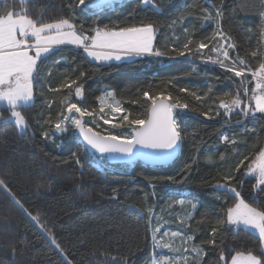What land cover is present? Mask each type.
I'll return each instance as SVG.
<instances>
[{
	"label": "trees",
	"instance_id": "obj_1",
	"mask_svg": "<svg viewBox=\"0 0 264 264\" xmlns=\"http://www.w3.org/2000/svg\"><path fill=\"white\" fill-rule=\"evenodd\" d=\"M75 3L76 0H29L21 4L6 0V6L0 3V15L7 11L19 13L24 8L33 17L43 12L45 21L75 17V24H83L85 30L153 23L157 28L154 49L165 55L100 64L85 57L81 50L62 47L40 66V76L45 79L41 85L35 83V101L17 108L28 122L27 129H19L8 118L10 110L0 108V179L23 205L21 208L0 188V264H113L111 257H127V264H146L152 250L147 207L154 206L156 198L160 199L159 204L162 199L171 198L170 193H189L199 199L188 230L194 235V243L207 253L203 264H229L236 252L251 250L260 255L257 234L228 225L217 233L216 246L204 243L216 221L224 218L226 209L236 203L231 193L213 187L225 183L226 176L235 177L231 183L245 200L264 208V193L252 199L255 176L245 175L247 166L263 147L264 118L255 119V134L242 133L244 121H249L238 114V109L227 114L220 107L221 101L230 103L237 90L246 104L255 84L242 85L228 67L206 64L207 54H214L212 49L221 40L215 35V21L205 22L202 18L204 10L215 15V9H220V30L236 46L227 48L229 56L233 60L242 58L246 71L255 72L264 62V0H164L162 14L143 0H125L111 9L103 8L98 15L82 14ZM152 3L160 4L161 0ZM189 39L193 42L192 54L170 59L177 55L173 49L184 50ZM201 42L208 45L203 54L196 51ZM61 55L67 57V62L54 65L53 61ZM79 71L86 72L89 78L84 84L83 99L73 101L89 110L98 111V97L106 88L114 91L130 119L147 117L150 101L143 97L145 91L153 96L169 95L171 103L187 104L188 109L177 121L183 140L176 160L167 167L137 162L130 171L106 162L100 169L76 135L62 136L61 145L57 138L54 143L47 142L42 133H51L62 111L60 101L68 95L67 90L49 89L58 86L64 73L75 79ZM247 78L250 80L249 75ZM243 87L248 88V96ZM182 88L188 92H181ZM49 101H55L51 107ZM49 117L53 123L45 124ZM94 130L102 133V128ZM223 134L238 137L243 145L224 146L218 154H212L209 151L220 143ZM235 148L240 149L239 154H234ZM74 153L79 164L73 159ZM211 157L214 163L208 162ZM241 160L244 165L237 172ZM169 176L174 181H168ZM130 205L141 211L130 210ZM24 209L39 217L47 229L43 230L55 237V243Z\"/></svg>",
	"mask_w": 264,
	"mask_h": 264
},
{
	"label": "snow or ice",
	"instance_id": "obj_2",
	"mask_svg": "<svg viewBox=\"0 0 264 264\" xmlns=\"http://www.w3.org/2000/svg\"><path fill=\"white\" fill-rule=\"evenodd\" d=\"M21 4H26L29 0H18ZM164 0L160 4L152 3V0H143L145 5L152 4V9L157 14H162ZM0 3H5L6 0H0ZM109 9L113 8L112 3H108ZM75 8L82 14L98 15L103 10V5L100 0H76ZM222 15L220 9H215V15L207 10H204L203 20L205 22L215 21L217 31L215 33L222 43L217 45L212 51L217 53V59L212 61L218 63L222 67L225 66L224 61L228 60L232 67L228 71L232 72L235 77L240 78L243 85L246 76V64L242 58L236 60L231 59L227 48H235V44L229 43V38L225 36L220 30L219 17ZM262 22H264V13H261ZM74 17H63L51 21H45L43 12L38 16H30L27 14V9L21 8L20 12L7 11L0 15V103L10 110V120H14L15 125L25 130L28 128V122L20 111L16 109L19 107L30 106L34 100L33 82L40 79V66L53 53L66 46H71L77 50H81L85 57L91 58L92 62L102 61H120L131 57L141 56H164L165 53L159 49H154L153 41L157 32V28L153 23H142L138 26L131 27H109L105 25L103 28L96 26L90 30H85L83 24L79 27L73 22ZM91 31L92 35H89ZM192 40L189 39L184 45V50H176L177 55L170 57L176 59L178 57H185L191 55L193 49ZM206 43H199L196 46V51L202 52L207 48ZM220 55L223 59H220ZM253 57L257 56L256 52L252 53ZM212 58L209 57V60ZM67 62V57L63 55L59 59L53 61L54 65H59ZM242 65L239 69L236 65ZM76 71L75 69L73 70ZM49 77L52 75V70L49 69ZM256 78L255 88L252 90L249 103L244 104L241 99V93L237 90L235 96L232 97L230 103L221 101L222 107L227 114H231L234 109H238L239 115L245 118H257V113L264 118V62L260 63L258 69L252 73ZM88 74L84 71H79L75 79L71 78L69 73H64L62 81L55 88H50L52 92H61L67 90L68 95L64 96L60 104L62 111L58 113V119L54 123V128L60 133L68 132L72 129L78 130L82 135L83 140L88 146H91L99 153H121L125 156L139 155L141 157L148 155H157L162 158H171L175 155L177 149L180 147L183 137L178 125V117L181 113L188 109L187 104L171 103V96L159 93L157 95H149L147 91L143 93V97L150 101L147 110V117L132 118L130 113L126 114V110L122 108L120 101L116 100L113 91H106L103 97H98L100 103L99 116L96 111L89 110L86 106H81L79 103L72 102L73 99L82 100L85 95L84 84L87 82ZM181 92H188L187 88L180 89ZM248 88L243 87V93L248 96ZM199 99V97H197ZM252 101H254V106ZM55 101H49V107ZM135 103V102H134ZM244 105L243 107L241 105ZM105 108L113 115L105 119ZM78 114V115H76ZM119 115V122L114 123L116 115ZM205 116L208 113L204 114ZM85 117L89 120L85 121ZM97 120L102 121L105 125H111L113 129H123L127 126L129 131L122 132L120 135L114 133L102 134L95 131L90 124ZM50 117L45 121V124H52ZM42 136L46 139L50 138L49 132L44 131ZM224 142L235 144V140H230L228 136L222 137ZM138 146H140L138 148ZM143 149L162 150L155 153H145ZM135 150V151H134ZM223 159V157H221ZM73 159L79 164V158L73 154ZM248 157H244L247 160ZM244 160L240 161L235 171L239 172L240 167L244 165ZM246 176H255L256 185L255 191L252 194V199H255L257 194L264 193V148L257 154L255 159L247 166ZM174 177H167L168 181H174ZM234 176H226L225 183H217L213 187L222 189L231 193L236 198V203L233 207L227 208L224 218L218 219L216 225L212 227L209 233L210 238L204 243L210 246L217 245V233L222 231L225 225L232 226L237 230L243 229L257 234L259 239L260 255L253 251L236 252L231 257V264H264V208L253 206L241 196L236 187H233L231 181ZM182 182V181H181ZM155 187V186H153ZM0 188H3L17 204L23 205L16 198V194L12 192L11 188L4 179H0ZM191 195V194H189ZM180 205L188 204V206L195 211L196 202L194 198L180 199ZM130 210L140 212L136 205H130ZM24 211L36 222L37 226L44 229V225L40 222L38 216H33L27 209ZM154 218L153 209H147V221L149 225V232L152 240V253L146 264H203V258L207 255L204 248L193 243L194 236L186 235L184 232H165L159 235L160 227L153 225ZM188 219H191L189 214ZM181 223H185L183 220ZM47 231V229H44ZM51 235V234H49ZM165 237H169L165 240ZM180 239V247L176 248L174 240ZM53 243L55 237L52 236ZM192 244L189 249L185 247L187 244ZM221 243H223L221 241ZM60 248L59 244H56ZM158 249H167L170 252L192 253V258L189 260L187 256H169L158 255ZM60 251L64 250L60 248ZM15 254V249H13ZM113 264H127V257L117 259L111 257ZM225 259L224 253H220V260ZM69 264L71 262L69 261Z\"/></svg>",
	"mask_w": 264,
	"mask_h": 264
},
{
	"label": "rangeland",
	"instance_id": "obj_3",
	"mask_svg": "<svg viewBox=\"0 0 264 264\" xmlns=\"http://www.w3.org/2000/svg\"><path fill=\"white\" fill-rule=\"evenodd\" d=\"M73 22L75 23V17L73 19ZM208 22H211V21H208ZM154 40H155V38H154ZM221 43H222V41H221ZM66 47H71V46H66ZM153 47H154V41H153ZM72 48H74V47H72ZM204 50L205 49H203L202 52H200V53L203 54ZM207 56H208V58L206 59V64H209L211 66L212 65L220 66V64L213 63L212 62V61H214V60L217 59V53L216 52H214V54L208 53ZM141 57H145V56H141ZM149 57H158V56H149ZM209 57H211L212 59L209 60ZM134 58H136V57H131V58H128V59H122L120 61L113 60V61H109V62H106V63H113V62H115V63H122V62H125V61H130V60H132ZM89 59L91 60V58H89ZM220 59H223V56L222 55H220ZM95 62L96 63H100V64H104L105 63V62H102V61H95ZM224 64H225L226 68L227 67L228 68H231L232 67V64L228 60H225L224 61ZM252 73L253 72H250V71L247 72L246 71V76H248V75L250 76V80L248 78L247 79L244 78V83L246 85H248L250 82H252L253 84L256 83V78H254L252 76ZM40 77H41L39 79L40 81H38V82L36 81L37 82V85L38 84L39 85L43 84V81L45 79L43 76H40ZM254 88H255V85H254ZM106 91H113V90L106 88L101 97L104 96V94H105ZM115 98H116V96H115ZM249 99H247L246 104L249 103ZM116 100H118V99L116 98ZM72 102H74V101H72ZM252 103H253V106H254V101H252ZM98 104H99V108H100V103L98 102ZM121 106H122V108H124L123 105H122V103H121ZM0 108H6V107L4 106L3 103H0ZM16 110L17 111H20L18 109H16ZM96 113H97V116H99V114H100L99 113V109H98V111H96ZM76 115H78V114H76ZM104 115H105V119H108L113 114L111 112H109V110L107 108H105ZM258 116H261V114L260 113H257V117ZM9 117H10V114H9ZM86 118H87V121H88L89 118L88 117H86ZM244 119L246 121H249V123H246L244 121V125L242 126V129H243V132L242 133L255 134L256 133L255 130L257 128V126H256L257 125L256 120L255 119H252L251 117H247V118L244 117ZM12 121H14V120H12ZM113 122L114 123H118L119 122V115L118 114L116 115V118L114 119ZM89 126H92L94 129L102 128V134H105V135L106 134H109V133H114L116 135H120L122 132L129 131L127 129V126H125L123 129H120V128L113 129L111 127V125H105V124H103L102 121H99V120H97L93 124H90ZM74 130L75 129H72V130H70L68 132H65V133H60V132H58V131L55 130L54 124H53L52 131H51V133H49L50 138L47 139V142H49L50 144L51 143H54L56 141V138H57L59 140V144L61 145L63 143V139H61L62 136H65L67 134L76 135V132ZM231 130L233 131V129H231ZM234 130H236V129H234ZM225 135L228 136L230 140H235L236 141V144L238 143L241 146L243 145V142H240V140L238 139V137H235L234 135L232 137H230L228 134H223L221 136L220 143L218 145H215L211 149V151H209V152H212V154H218L219 151H220V149L223 148L224 146H230V145H232L231 143H227V142H224L223 141L222 137L225 136ZM262 148H264V144H263V147ZM262 148H260L258 150V152ZM233 152H234V154H239L240 153V149L235 148V149H233ZM255 157H256V155H255ZM255 157H254V159H255ZM95 160H96V163H99V164L106 163V161L104 159L95 158ZM208 162L214 163V159H212V157H211V158L208 159ZM132 167H133V165H120V166H118V168H120L122 170H125V171H130L132 169ZM171 194L172 193H170V196H172V197L171 198L169 197L170 199L167 198L166 200L162 199L163 202L161 204H159L160 199L159 198H156L155 199V202L156 203L154 204V206H148L147 207V209L150 208V207L153 209V213H154V218H153V221H152L153 225H157V226L160 227V233H159V235H163L165 232H167V233H169V237H170V234L172 232H184L186 235H192V236H194L188 230V227H189V223L192 220V218L194 217V213H195V211H196V209L198 207L199 199L198 198H195V197H193L191 195H189V193H186V194L185 193H179L177 195H171ZM182 198L185 199L186 201L188 199L194 198V202H196V204H197L195 211H193L188 206L187 203H185V205H180L178 203V201L180 199H182ZM189 214H191V219L190 220L188 219ZM182 220L185 223H181ZM41 230L44 232V234H46V236L49 238V240L53 242L52 237L49 236L47 233H45V231L43 229H41ZM169 237H165V240H168ZM180 243L181 242H180V239L179 238H176L174 240V245H175L176 248H179L180 247ZM193 243H194V241H193ZM185 247H188L190 249L192 247V244L191 243L190 244H187V245H185ZM151 253H152V250H151ZM157 253H158V255H169V256H173V257L176 256V255L187 256L189 258V260H191V258H192L191 251H189V252H183V251H181L179 253H176V252H170L167 249H158L157 250ZM229 264H231V261H230Z\"/></svg>",
	"mask_w": 264,
	"mask_h": 264
},
{
	"label": "water",
	"instance_id": "obj_4",
	"mask_svg": "<svg viewBox=\"0 0 264 264\" xmlns=\"http://www.w3.org/2000/svg\"><path fill=\"white\" fill-rule=\"evenodd\" d=\"M125 0H100V3L103 5V8L107 7L108 3H112L114 4H120L122 2H124ZM35 82H33V89H34V100L36 99V90H35ZM32 102V103H33ZM85 121H87V118H84ZM77 137L79 138V142L84 146V148L86 149V151L93 155L95 158H100V159H104L109 165H134L137 162H141L142 164L145 165H149V166H153V167H159V166H163V167H167L169 165H171L176 158L179 156L180 154V150H181V145L180 147L177 149L176 153L174 156H172L171 158H162L160 156L157 155H148V156H139V155H133V156H125L124 154L121 153H99L96 150H94L91 146H88L86 144V141L83 140V137L81 134H79L78 130H75ZM140 146H138L139 148ZM135 151V150H134ZM143 151L145 153H155L158 151H162V150H153V149H143Z\"/></svg>",
	"mask_w": 264,
	"mask_h": 264
},
{
	"label": "built area",
	"instance_id": "obj_5",
	"mask_svg": "<svg viewBox=\"0 0 264 264\" xmlns=\"http://www.w3.org/2000/svg\"><path fill=\"white\" fill-rule=\"evenodd\" d=\"M221 66V65H220ZM96 165L100 168V169H102V168H104L105 167V163H101V164H99V163H96Z\"/></svg>",
	"mask_w": 264,
	"mask_h": 264
}]
</instances>
